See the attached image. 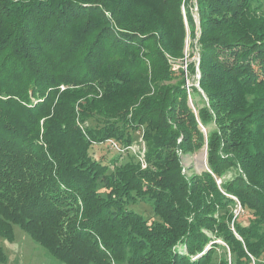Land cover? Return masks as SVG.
<instances>
[{"label": "trees", "instance_id": "1", "mask_svg": "<svg viewBox=\"0 0 264 264\" xmlns=\"http://www.w3.org/2000/svg\"><path fill=\"white\" fill-rule=\"evenodd\" d=\"M260 2L0 0V237L62 264H264ZM136 132L144 167L93 157Z\"/></svg>", "mask_w": 264, "mask_h": 264}, {"label": "rangeland", "instance_id": "2", "mask_svg": "<svg viewBox=\"0 0 264 264\" xmlns=\"http://www.w3.org/2000/svg\"><path fill=\"white\" fill-rule=\"evenodd\" d=\"M261 8L260 12L264 15V0H261ZM184 12V11H183ZM195 41H192L189 38V33L185 38V56L182 59V69L185 72V76H187V62L194 61L196 57V50L194 51ZM193 52V56L188 58L189 55ZM172 63V61H170ZM175 68V67H174ZM196 82V74L194 75ZM194 81H190L193 83ZM194 82V84H195ZM187 80V86L189 87L191 84ZM134 142L131 146L128 147L129 150L120 153L115 149H112L108 143H103L98 146H95L92 149V154L94 158L99 159L100 162H103L108 165L109 170H111L114 166L115 159H118L116 163H122L128 159L127 156L130 154H134L137 160L140 162L142 166V159L144 162V151L145 145L142 139L141 132L134 133ZM205 150V149H204ZM204 150H200L191 155H181L183 171L185 174L189 175L192 172L199 173L202 170H205L204 163L206 162V156L204 154ZM142 155V156H141ZM115 160V161H114ZM145 165V162H144ZM134 210L141 213L146 219L152 220V210L151 207L146 203H139L135 206H132ZM235 215L238 216V222L241 225H246L248 222L249 216L246 212H243L240 209L238 203L235 204ZM14 231V241L8 242L4 238L0 237V248L3 250L7 257V261L5 264H62L59 261L52 258L47 251L42 248L40 245L36 244L25 232H23L18 226H13ZM227 251V250H226ZM229 258V253L227 254Z\"/></svg>", "mask_w": 264, "mask_h": 264}, {"label": "built area", "instance_id": "3", "mask_svg": "<svg viewBox=\"0 0 264 264\" xmlns=\"http://www.w3.org/2000/svg\"><path fill=\"white\" fill-rule=\"evenodd\" d=\"M194 61H195V65H196V80H198V78H199V72H198V69H197V65H198V53H197V51H196V57L194 58ZM195 85L197 86V82H196ZM108 144L110 145V147L112 149H115L118 152H123L125 149H128V147L125 148V149H121L115 142H113L111 140H108ZM141 163H142V167H144L145 165H144L143 159H142Z\"/></svg>", "mask_w": 264, "mask_h": 264}, {"label": "water", "instance_id": "4", "mask_svg": "<svg viewBox=\"0 0 264 264\" xmlns=\"http://www.w3.org/2000/svg\"><path fill=\"white\" fill-rule=\"evenodd\" d=\"M197 86H198V84H197ZM204 154H205V156H206V151H205V150H204ZM204 166H205V170H207L206 162L204 163Z\"/></svg>", "mask_w": 264, "mask_h": 264}]
</instances>
